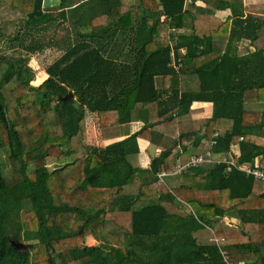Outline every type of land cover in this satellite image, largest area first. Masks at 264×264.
I'll return each mask as SVG.
<instances>
[{"label":"trees","instance_id":"16d2710c","mask_svg":"<svg viewBox=\"0 0 264 264\" xmlns=\"http://www.w3.org/2000/svg\"><path fill=\"white\" fill-rule=\"evenodd\" d=\"M0 12V150L11 166L7 176L0 158V264H264V181L215 162L239 144L236 162L264 169V114L246 109L264 96V5L0 0ZM187 21L191 32L177 34ZM217 36L228 41L214 56ZM242 40L255 51L239 55ZM49 45L63 54L35 82L28 60ZM194 102L213 103L212 117L192 122ZM91 115L102 130L144 125L98 148L86 143ZM223 121L230 127L218 132ZM139 138L161 150L147 168L131 161ZM207 153L212 161L170 174ZM226 216L239 222L213 221ZM95 236L101 243L87 245Z\"/></svg>","mask_w":264,"mask_h":264},{"label":"crops","instance_id":"0c3cea01","mask_svg":"<svg viewBox=\"0 0 264 264\" xmlns=\"http://www.w3.org/2000/svg\"><path fill=\"white\" fill-rule=\"evenodd\" d=\"M60 1H58L56 4L53 3V5L59 4ZM244 5H264V0H243ZM201 8L205 7V3L199 2L198 4ZM228 11L223 12L224 15H227ZM68 16L71 15V10L67 11ZM189 23L187 22V26L184 30L179 31L177 34L185 33L187 29H189ZM191 32V31H190ZM189 33V32H186ZM228 38L227 36H217L214 37V49H213V55L218 56L224 54L227 46ZM238 53L239 55H246L249 53L254 52V48L250 46L248 40H242L240 43H238ZM158 80H161L160 78H157ZM157 80V86L160 88L161 83ZM161 82V81H160ZM256 100L252 102H247L246 109L247 112H257V113H263L264 114V96H258L255 97ZM191 118L190 120L194 123H197L202 120L210 119L213 115V103L211 102H194L191 106ZM264 117V116H263ZM264 119V118H263ZM96 124V125H95ZM143 122H133V123H127L124 125H114L112 127H107L105 129H101L98 124V117L96 115L88 116L87 122H86V143L89 146L98 147V148H104L114 142L122 141L126 139L129 135L134 134L135 132H138L143 127ZM230 127V122L223 121L217 126L218 132H225L226 129ZM99 131V135H95V138L93 139V134L90 132L91 130ZM126 129V130H125ZM105 133L109 134V137L105 138ZM97 137H100L101 144L100 146L95 145V141H97ZM261 144L264 145V139L258 140ZM139 147H140V153L133 156L137 158L135 166L141 167V168H147L150 165V161L153 157L158 156L161 152V150L155 146L154 144L150 143L147 139L139 138L138 139ZM236 146V147H235ZM231 150L236 154V156L240 155V147L239 144L235 145ZM180 152L181 149L177 148ZM238 154V155H237ZM262 162V161H261ZM143 202H138L137 207L142 206ZM141 204V205H139ZM228 218V217H227ZM232 220L234 223H238L239 220L237 218H228V222ZM231 222V221H230ZM204 235V234H203Z\"/></svg>","mask_w":264,"mask_h":264},{"label":"rangeland","instance_id":"374dc122","mask_svg":"<svg viewBox=\"0 0 264 264\" xmlns=\"http://www.w3.org/2000/svg\"><path fill=\"white\" fill-rule=\"evenodd\" d=\"M58 1H60V0H44V3L46 5L51 6V4H53V3L56 4ZM3 15H4V12H0V17H2ZM187 22L189 23V21H187ZM65 26L69 27V28H67L68 30L70 29V24H65ZM82 29L87 31V32L90 31V27L87 25L82 27ZM190 31H191L190 28L186 30V32H190ZM48 34L49 35L47 36V38L51 39V35H52L51 30L48 31ZM61 35H62V33H56L55 36H53L54 40L55 39H61L62 38V37L60 38ZM46 42H49V40H46ZM50 43H51V41H50ZM49 46L50 47H47L43 52H37L36 54H33L32 57L28 60L27 64L32 68V70L35 73V76H34L35 82L38 81V79L40 77L43 78V80H46L48 78V75L46 73L47 67H49L56 59H58L63 54L62 50H60V49L58 50L55 47H51V45H49ZM34 81L31 84L34 86H38V85L34 84ZM158 81L160 83V80H158ZM90 132L93 134V139L95 138V135H97V134L99 135V131L97 130V128H96V131L91 130ZM94 141H95L96 146H100V144H101L100 137H97V141L96 140H94ZM64 149L66 151H69L71 148L68 146V147H65ZM77 156H78V152H75L73 157H70V158L68 157V159H63V158L62 159H59V158L54 159L53 157L52 158L50 157L47 159V167L50 170H52L57 166L63 165L68 160H73L74 157H77ZM0 158H1V161L3 164L4 174H6L7 176H11V166L9 163V150H6V149L0 150ZM131 161L133 162V164L137 165L136 164L137 158L131 157ZM34 170H35L34 164H31L29 167V172H33ZM164 180L167 183H169V181H171V180H174V183H176V184L179 183V179H177V176H168V177L164 178ZM139 205H141V204H139ZM189 208L191 209L190 206H189ZM191 211H193V210H191ZM228 218L226 216L224 218H220L219 220H221L222 222H225V223H229L232 220H230L228 222ZM224 219H227V221H225ZM229 219H232V218H229ZM213 221H215V220L213 219ZM204 225L208 226L207 224H204ZM207 228H208L207 233L205 231H203V232L206 233V235H207L206 238L208 239L209 242H211V237L213 235H215L214 234L215 231L213 230L212 227L210 228V226ZM202 235L203 234H201V233L198 234V236H200L201 239L203 237ZM100 243H101V241L99 240V238L97 236L88 237L86 239L87 245H98ZM34 245H35L34 242H27V246L29 247V250L32 254L34 252Z\"/></svg>","mask_w":264,"mask_h":264},{"label":"built area","instance_id":"2783aa9c","mask_svg":"<svg viewBox=\"0 0 264 264\" xmlns=\"http://www.w3.org/2000/svg\"><path fill=\"white\" fill-rule=\"evenodd\" d=\"M173 66L176 68L177 71L182 67V65L180 63L175 64V61H173ZM242 139L243 138H241V140ZM212 144H213V142H211V145ZM206 156H207V159L204 157V155H195L191 158L190 162H188L184 165H182L179 161H177L174 172L170 173V174H174V175L181 174V173L186 172L191 167L201 166L205 162L212 161L210 158H208L210 156V153H207ZM234 156H236V154L232 150H230L221 160H216L215 162L217 164H222V163L225 164L227 173H230L231 171H233V169H238L241 172H244L248 176H253L255 179L264 181V169H261V167H260L261 165L258 161L256 162L254 167L249 166V165L248 166L247 165L241 166L236 162ZM170 174L166 173V172H162L159 174V177L161 179H163L164 177H166ZM223 241H224V238H219L216 235H213L211 237V242L215 243L217 246H219L220 243H222ZM221 253L225 257V255H226L225 251H221Z\"/></svg>","mask_w":264,"mask_h":264},{"label":"water","instance_id":"95a60500","mask_svg":"<svg viewBox=\"0 0 264 264\" xmlns=\"http://www.w3.org/2000/svg\"><path fill=\"white\" fill-rule=\"evenodd\" d=\"M73 97H74V94L71 91L62 99V101L66 102V101L72 99ZM76 106H78V104H76ZM217 219H220V218H214V220H217ZM224 220L227 221V219H224Z\"/></svg>","mask_w":264,"mask_h":264}]
</instances>
